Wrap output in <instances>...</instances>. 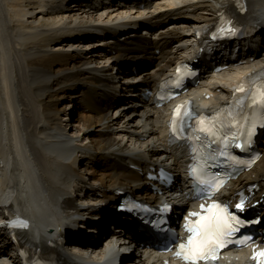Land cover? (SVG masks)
<instances>
[{
	"label": "bare ground",
	"instance_id": "6f19581e",
	"mask_svg": "<svg viewBox=\"0 0 264 264\" xmlns=\"http://www.w3.org/2000/svg\"><path fill=\"white\" fill-rule=\"evenodd\" d=\"M58 1L63 0H0V210L11 206L20 213L27 225L25 236L35 249L58 242L72 220L81 222L73 218L85 214L75 201L79 187L93 180L92 215L100 211L111 216L116 190H138L144 179L131 170L132 164H169L179 171L185 163L184 154L168 147L165 139L169 108L154 107L138 90L126 91L130 98L126 100L112 92L118 63L128 67L142 63L135 84L156 85L177 59L175 51L190 50L186 43L192 29L215 23L222 9H235L243 1L249 9L239 15L241 21L264 28V0H156L140 10L133 6L134 0H76L64 11ZM142 25L147 36L138 34ZM86 29L91 32L83 39L80 35ZM163 59L166 66H149ZM227 66L193 89L196 110L222 107L233 87L264 69V52ZM129 77L120 84L125 90ZM57 91L67 94L62 108L53 98ZM75 101L80 114L67 109ZM93 129L98 130L90 135ZM261 146L264 151V140ZM97 163L103 167L102 176L95 170ZM252 181L264 182V156L223 195L231 198ZM175 191L180 192L178 185ZM87 238L84 243H69L83 245L87 263L126 248L128 239L120 230L103 245L99 238L91 248L86 242L94 241ZM0 245L5 249L0 257L12 254L4 227H0ZM247 256L245 251H231L219 264H248ZM0 263L10 264L6 259ZM126 263L176 264L171 254L153 253Z\"/></svg>",
	"mask_w": 264,
	"mask_h": 264
},
{
	"label": "snow or ice",
	"instance_id": "6c2138e0",
	"mask_svg": "<svg viewBox=\"0 0 264 264\" xmlns=\"http://www.w3.org/2000/svg\"><path fill=\"white\" fill-rule=\"evenodd\" d=\"M237 91H243V89H237ZM253 103H257L254 99ZM179 111V109H177ZM175 131V129H174ZM207 131V130H204ZM213 207H218L217 205H213ZM237 208L243 210V205H236ZM227 210L225 209V212ZM231 222H235L236 225L242 223L238 220L237 217L228 214L225 217H220L216 219L215 224L210 228H205L204 231L200 232L196 229H190L191 231L197 232L198 238L189 237L188 245L181 244L180 248L184 250L187 247L186 253H178V255L183 254L184 259L197 261V260H207L209 257H215L216 248L223 247L224 242L222 237L226 235H230L232 232L237 229L233 227ZM259 256H264V251L258 253Z\"/></svg>",
	"mask_w": 264,
	"mask_h": 264
},
{
	"label": "rangeland",
	"instance_id": "374dc122",
	"mask_svg": "<svg viewBox=\"0 0 264 264\" xmlns=\"http://www.w3.org/2000/svg\"><path fill=\"white\" fill-rule=\"evenodd\" d=\"M121 1V0H120ZM142 29H145V27H143V28H141L140 30H142ZM140 30H139V35L141 36V35H145V33H143V32H145V30L144 31H142V33L140 32ZM189 32V31H188ZM191 32V31H190ZM145 36H147V35H145ZM101 37H102V35H101ZM58 38H56V40H57ZM148 39H150V37L148 36ZM188 43V42H187ZM101 44H99V43H97V47H99ZM188 45H189V43H188ZM190 47V46H189ZM92 48H94L93 46L90 48V49H88V50H91ZM88 50H83L84 52H86V51H88ZM188 49H186V51H187ZM192 49H190L189 51H191ZM185 51V52H186ZM117 52V51H116ZM184 52V53H185ZM188 52V51H187ZM51 89H53V86H51L50 87ZM66 95L67 94H64L63 95V93L61 92V91H57V92H55V94H54V99H55V103H58V104H60L61 103V105H60V107L62 108V106H65L66 104H64L63 102L66 100ZM77 101H75L72 105L73 106H71V107H69L68 105H67V109H69L68 111L69 112H74V113H77V114H80L81 112H80V108H78L77 109V106H79L80 107V105L78 104V103H76ZM123 103H126V102H123ZM75 106V107H74ZM59 107V108H60ZM64 108V107H63ZM65 109H66V107H65ZM83 114V113H82ZM70 119V118H69ZM68 119V120H69ZM69 127H70V124L68 125ZM68 128V127H67ZM71 128V127H70ZM95 130H98V129H95ZM95 130L93 129V131H90V135H92L93 133H95ZM104 135V134H103ZM106 135V134H105ZM95 170L99 173V176H102L101 175V173H102V170H103V167H101L100 166V164L99 163H97L96 165H95ZM98 201V200H97ZM97 201H96V203H97ZM103 236V235H102ZM102 238L103 237H100V239L98 240L99 241V243H101L100 241H102ZM88 239V238H87Z\"/></svg>",
	"mask_w": 264,
	"mask_h": 264
}]
</instances>
